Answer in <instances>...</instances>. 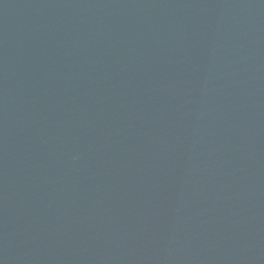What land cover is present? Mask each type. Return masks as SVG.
I'll return each mask as SVG.
<instances>
[{
    "label": "water",
    "instance_id": "1",
    "mask_svg": "<svg viewBox=\"0 0 264 264\" xmlns=\"http://www.w3.org/2000/svg\"><path fill=\"white\" fill-rule=\"evenodd\" d=\"M0 264H264V0H0Z\"/></svg>",
    "mask_w": 264,
    "mask_h": 264
}]
</instances>
